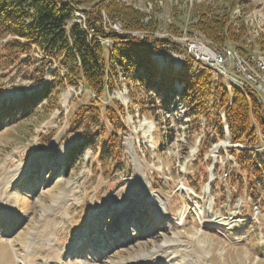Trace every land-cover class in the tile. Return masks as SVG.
<instances>
[{
	"label": "rangeland",
	"instance_id": "obj_1",
	"mask_svg": "<svg viewBox=\"0 0 264 264\" xmlns=\"http://www.w3.org/2000/svg\"><path fill=\"white\" fill-rule=\"evenodd\" d=\"M120 1L141 12L145 23L158 24L153 57L161 65L162 55L174 63L184 58L168 34L213 51L226 45L190 25L198 5L230 0ZM103 16L106 30L122 28ZM237 17L247 25L245 42L262 50L264 0H245L233 11ZM3 55L0 45V111L12 105L0 114V172L9 163L12 169L0 185V264H133L157 250L137 264H264V189L255 201L240 180L232 182L230 162L236 169L237 163L229 149L235 146L225 140L201 158L199 144L211 127L203 121L199 128L182 102L170 96L168 107L158 106L159 89H153L147 96L155 103L142 114L121 76L103 101L116 99L125 107L123 158L103 171L102 143L84 148V128L73 124L78 107L95 96L64 76L59 60L44 61L37 50L29 60L22 55L9 62ZM237 58L264 85V69L240 50ZM57 76L66 79L59 108L46 111L44 100L37 112L17 117L13 105Z\"/></svg>",
	"mask_w": 264,
	"mask_h": 264
},
{
	"label": "trees",
	"instance_id": "obj_2",
	"mask_svg": "<svg viewBox=\"0 0 264 264\" xmlns=\"http://www.w3.org/2000/svg\"><path fill=\"white\" fill-rule=\"evenodd\" d=\"M244 2L230 0L224 6L198 5L190 27L211 39L232 42L245 53L247 48L253 49L244 39L247 25L241 15L233 20V11ZM76 11H82L85 23L99 34L107 33L103 11L111 20L120 23L124 32L109 30L107 37L113 44L105 49L96 37L90 38L76 22ZM143 18L135 7L120 0H0V45L9 62L22 55H27L26 60H29L30 54L36 50L46 56L44 61L59 60L67 69L64 76L73 84L80 81L83 88L95 96L78 107L73 124L84 128L86 139L81 144L84 148L91 146L96 150L102 143L99 162L103 171L122 161L121 134L128 129L123 118L124 105L116 99L103 101L107 92L117 88L120 81L118 71L128 84L131 100L142 114L148 113L150 105L155 103V99L147 96L149 91L159 89L158 106L168 107L172 96V100L178 98V102L183 103L199 128L205 119L211 130L199 144L201 158L218 139L226 138L222 116L225 112L230 142L249 147L229 149L237 163L236 169L230 162L234 171L230 174L232 182L240 180L256 201L257 193L264 189V152L256 150L264 145L263 105L259 96L250 88L242 90L233 86L230 92L222 78L213 83V73L206 66L201 67L198 76L194 75L190 62L184 69L176 70L172 64L160 68L152 57L155 50L153 32L158 24L152 19L145 23ZM71 22L75 24L67 28V23ZM134 31L142 32L143 37L135 35ZM261 44L264 50V41ZM65 81L64 77L57 76L40 90L24 94L13 105L16 116L25 118L37 112L40 110L38 104L44 100L46 111L59 108L61 87ZM176 83L181 87L178 88ZM3 106L0 114L3 111L8 113L12 105ZM205 175L204 180L207 173Z\"/></svg>",
	"mask_w": 264,
	"mask_h": 264
},
{
	"label": "bare ground",
	"instance_id": "obj_3",
	"mask_svg": "<svg viewBox=\"0 0 264 264\" xmlns=\"http://www.w3.org/2000/svg\"><path fill=\"white\" fill-rule=\"evenodd\" d=\"M82 12V11H81ZM77 13V12H76ZM84 13H77V16L79 17V23L81 25V27L86 31V33L89 35L90 38L92 37H96L98 41L100 42H104L107 46H110L111 42L110 40L107 38V33L109 32V30H106L107 33L105 34H98L96 32L95 29H93L92 27H89L87 25V23H85V20H84ZM116 26V25H115ZM120 27V26H119ZM116 30L120 29V33H123L124 31L122 30V28H117L115 27ZM170 36L173 38V40H176V41H180V43H183V44H198L199 47H204V48H207L204 46V44H200V43H195V42H191L189 40H186L184 39L183 37H179V36H175V35H172V34H168L167 37ZM204 42V41H203ZM207 42V41H206ZM211 45V44H210ZM216 48V47H215ZM210 49V48H208ZM221 49V48H220ZM214 50L215 52H217L219 54V57H220V61L223 62V64H228L230 62V64H232V61L235 63V64H240L238 58H237V53H238V49H235V48H232L230 46H228L227 44L224 46V49H221V50ZM205 52V50H204ZM206 53L207 54H212L211 52H208L207 49H206ZM248 55L249 58H251L252 60H259L260 63H258V68L257 69H264V52L263 51H257V50H254V51H251V52H247L245 53ZM241 55V54H240ZM244 55V54H243ZM247 57V56H246ZM194 61L198 62L197 59H193ZM254 60V61H255ZM242 65L243 69H242V76H249V73H250V78H252L254 81H255V84L259 87V88H264V85L262 84L263 82L260 80V77H259V73L256 72V74L254 72L251 71V69H249L247 67V65H243V64H240ZM211 67L214 68V70L216 72L219 73L220 71V64H210ZM196 70V69H195ZM197 71V70H196ZM195 71V72H196ZM261 73V72H260ZM222 74H225L227 76L228 79H230V81L234 80L236 81L239 85V87L241 88H247V84L245 83H239V79H237V76H229L228 73H222ZM230 77V78H229ZM232 79V80H231ZM233 82V81H232ZM262 82V83H261ZM235 83V82H233ZM236 84V83H235ZM237 85V84H236ZM259 96V95H258ZM261 98V97H260ZM67 99H68V95L65 94L64 98H63V101L66 103L67 102ZM9 163V162H8ZM12 169V165L9 164H6L5 166H3V172L5 173L7 170H11ZM6 170V171H5ZM0 172V185L4 182V179H5V174ZM182 212V211H181ZM212 222V221H211ZM158 253V250L157 251H153L149 254H144L142 255L141 257L137 258L136 260L132 261L133 264H137V263H141L142 259H144L145 257H153L154 255H156Z\"/></svg>",
	"mask_w": 264,
	"mask_h": 264
},
{
	"label": "built area",
	"instance_id": "obj_4",
	"mask_svg": "<svg viewBox=\"0 0 264 264\" xmlns=\"http://www.w3.org/2000/svg\"><path fill=\"white\" fill-rule=\"evenodd\" d=\"M77 16V15H76ZM84 20H86V17L84 15ZM95 29L94 27H92ZM117 32H120V29L116 30ZM97 32V31H96ZM99 34V33H98ZM100 35V34H99ZM182 47L185 52H187L192 59H197L198 62L205 63V64H220V71L219 73H228L229 76H237V79H239V83H245L247 84V88H252L258 95L261 97V100L264 103V88H259L255 81L250 78L249 76H242V65L235 64L232 61V69H228V64H223L222 61H220L219 54L212 49L199 47L198 44H181L180 41H177ZM206 49L208 52H211L212 54H207ZM205 50V52H204ZM255 60V59H254ZM257 63H260L259 60H255Z\"/></svg>",
	"mask_w": 264,
	"mask_h": 264
},
{
	"label": "water",
	"instance_id": "obj_5",
	"mask_svg": "<svg viewBox=\"0 0 264 264\" xmlns=\"http://www.w3.org/2000/svg\"><path fill=\"white\" fill-rule=\"evenodd\" d=\"M226 131H227V136L229 137V129H228V125H226ZM228 140V139H227Z\"/></svg>",
	"mask_w": 264,
	"mask_h": 264
}]
</instances>
